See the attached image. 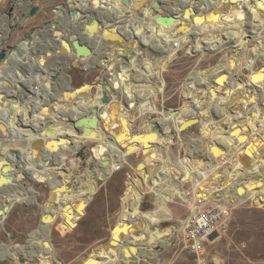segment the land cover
Listing matches in <instances>:
<instances>
[{
	"label": "bare ground",
	"instance_id": "obj_1",
	"mask_svg": "<svg viewBox=\"0 0 264 264\" xmlns=\"http://www.w3.org/2000/svg\"><path fill=\"white\" fill-rule=\"evenodd\" d=\"M160 1L164 4L162 8L157 9L153 0H129L128 3H125L124 0H73L72 5L84 10L90 20L97 19L101 22L97 26V31L100 32L99 35H92L89 42L103 41L104 46H106L105 52L96 64L104 68V71L110 76V78L105 79L104 85L110 84L114 89V93L110 94V101L104 105L101 98L104 96L105 86L100 87V85L93 84L74 89L71 87V78L67 76L62 67H59L60 76L66 78L67 86L61 93V97L58 96L57 104L55 103L56 124L54 126L46 127L50 120L46 121L45 119L50 117L55 109L53 105L44 104V97L37 95L38 90L33 95L31 94V97H27V108H29L27 110L30 113L28 112L25 127L20 124L19 108L18 106H15V108L10 107L11 101L6 90L11 89L12 85L9 79L4 80L1 77L5 75V69L9 66L11 68V65L14 64L9 56L11 53H8V63L0 65V162L2 161L0 165L3 166L5 163L10 162L15 168L17 164L9 156L10 147L4 139L6 133L17 132L18 130L20 132L24 127L23 133L25 134L24 141L26 144L25 150L19 149L25 168L20 166L16 168L14 191L23 189L18 184L19 178L24 173L28 174L29 172V175H32L34 178L31 177L37 182L50 184L53 181L58 184L57 174L51 172V170H44V168L46 165H50L51 159L61 154V161L56 167L58 174H60L68 158L65 150L75 146H77V150H82L83 147L80 148L76 144L85 138L83 128H76L73 123L77 118L89 115L95 109L99 110L100 124L99 128L92 131L94 134L99 131L107 133L109 135L107 144L109 145H101L91 151L92 156L87 162H95L96 168L93 171L89 170L87 175L79 181H83L91 175L108 174L119 163L116 150L121 146V143H123V146L124 143L132 144L134 142L147 145L154 141L153 138L161 136L164 143L159 149L160 158H158V162L161 163L169 154L166 145L174 140L175 132L188 130L195 125H200L206 134L211 135L215 131H219L220 139L218 143L207 149V155L202 154L207 151L202 149L204 147L202 141L192 139L188 143L189 158L170 167L164 166L160 173L161 182L156 177L153 178L156 187L162 185L159 189L158 200L163 204L166 200H170L172 195H178L180 199H184L187 192L181 189V193L180 187L186 181L195 180L197 185L200 184L199 178H205L206 168H211L217 163L223 164L226 159L230 158L231 155L229 154L232 151L234 152V150L247 145L250 137H252L251 144L255 150L264 145V135L261 134L264 130V72L252 74L250 82L248 84L244 83L240 78V69H237L234 65L236 58H238L235 56L224 63L225 67L218 70L214 69L215 72L212 73L208 71L205 73V77L188 81L187 85H184L183 94L187 103L190 104L188 110L170 111V116L165 114V118L159 119L155 127L151 124L152 122H145L139 133H130L126 117L121 111L122 103L117 99L124 96L128 100V104L134 106L135 103H138L139 107L136 110L142 115L160 114L154 97L162 93L163 88L158 86L156 78L153 79L149 76V72L160 64L162 55H169L176 49L181 50L182 45L187 42L189 37L192 36L198 46L207 45L213 39L211 48L217 46L225 48L231 42L228 49H231L230 52H234L238 56L244 54L246 42L249 39H254L257 43V49L253 51L252 56L264 60V36L259 38V35L264 34V0ZM170 8L171 11H169ZM67 12L68 10H64L57 14V21L64 27L66 33L54 26L49 31L50 34L52 32L55 39L62 40L65 36H69L70 40L76 38L75 35L72 36L67 33L71 29L70 26H74V22ZM162 12L169 13L166 16ZM122 15L125 20H122V17L120 19ZM160 16L164 18L173 17V19L171 21L160 20ZM127 18L130 19L127 20ZM200 26L203 30L201 32L196 29ZM121 32L128 34L123 36L120 35ZM230 36H232V39H230ZM147 37L150 42L142 44L141 41H147ZM228 40L231 41L226 42ZM176 43H179L178 47L175 46ZM50 45H53L55 49L52 50L49 47L46 52L47 58L68 56V45L66 43L60 44L49 41L47 46ZM153 48L156 51L159 50L160 54L157 57L152 55L151 50ZM124 51H130V57L135 60L134 63H122L119 54L125 56ZM38 53L35 52L34 55L25 54V56L33 58L26 68L27 71L31 70L30 66L33 64V76L37 75L36 78L42 81L40 82L41 86L45 88L47 93L51 94L57 81L53 82L50 77L46 76L50 71L47 70L43 62L45 58L38 55ZM17 54L19 56V53ZM71 56L73 55L71 54ZM17 58V65L19 66L22 63L24 66L23 57L22 60L20 57ZM58 59L56 58V60ZM58 61H62L61 64L63 62L67 63L65 68H69L68 61L60 59ZM121 63L123 67L121 66V70L119 68L116 71ZM19 68L20 71H24V67L20 66ZM26 72H23V78H25ZM23 87L27 89V92L31 91L32 85L26 78ZM248 88H251L252 92ZM147 92L153 93V97L146 96ZM58 97L56 95V98ZM129 109L132 110L133 108L130 107ZM207 110L210 112L208 113L209 117L208 115L203 117ZM46 128H50V133L47 136H42L40 133ZM60 130L63 133L60 134ZM134 135L137 136L136 139H133ZM166 136L168 137L166 138ZM73 150L75 151V149ZM45 153L49 157L45 158ZM43 157L47 161L46 164L42 162ZM202 157L206 161L201 159ZM239 161L237 160L235 164L231 165H236ZM153 163L146 169L145 180L147 181H152L155 168V163ZM250 164V156L248 154L244 155L241 163L232 170H228L210 186L201 189V196L205 200H214L213 192L222 190L224 199L231 202L245 201L250 198L258 202L264 197V164H256L253 167H250ZM138 168L141 169L142 164ZM155 181L157 184H155ZM58 186L59 192L62 191L61 187H63L64 196L72 193L68 192L63 184ZM31 190L33 189L31 188ZM9 191V189L6 191L0 190V209L6 212L0 217V227L3 226L8 208L14 203L26 200L24 194L12 195L11 192L8 193ZM35 192H33L32 203L37 201L35 197L37 193ZM211 193L212 196L208 199ZM47 212H50L51 215L45 217L38 238L28 245H15L13 248L16 249L17 254L13 253L10 246H4L3 252L6 257L16 259L21 264H32L33 261H37L36 264L50 263L55 257L52 243L46 244L45 242L50 236L51 219L55 210L50 206ZM165 219H167V215L160 206L153 211L143 213L139 208V201H131L123 213V221L118 222L113 228L115 233L111 240H114V244L111 245L109 241L108 244L100 247V251H104V253L96 260L95 264H132L136 261L135 258L140 259V257H143L149 260L157 258L160 252L157 248L162 245L166 247L169 243L168 240L178 231L175 227L169 231H161L159 224ZM146 226H151V230H153L151 238H147L144 233ZM183 226L182 223V228ZM163 234L166 235L165 238H162ZM135 245L139 247L135 248ZM144 250L146 251L144 252Z\"/></svg>",
	"mask_w": 264,
	"mask_h": 264
},
{
	"label": "rangeland",
	"instance_id": "obj_2",
	"mask_svg": "<svg viewBox=\"0 0 264 264\" xmlns=\"http://www.w3.org/2000/svg\"><path fill=\"white\" fill-rule=\"evenodd\" d=\"M13 2L14 0H0V19L11 8ZM61 4H66V0H38L39 12L24 24H20L19 29L12 33L4 45V50L11 53L15 61L11 65V68L5 69V75L0 76L4 80L9 79L12 88H9L8 94L13 96V101H16L21 93L24 96L25 92L24 88L21 87V78L23 72L27 71L26 66L29 62L26 60L28 56H25L28 51L25 50V45L23 46L22 44L28 39L33 41V45L29 49L34 50V54L35 52H39L38 55L45 58L43 62L47 70H57L56 72L52 71L54 75L58 74L57 84L55 83L57 85L54 90L55 92H60L61 94L67 86L66 78L60 76L59 67H62L64 72L71 78V87L74 89L83 87L85 83L91 85L96 84L102 87L105 79L110 78L108 73L104 71V68L96 64L100 56L105 52L106 46H104L103 41H95L92 43L96 51L95 57L69 62V68H65L67 63L65 64L63 62V64L59 65L62 61H58L59 59L51 61L46 56L47 51L43 53V46L48 43L50 29H45L46 32L44 34H36V37L31 39V32L43 29L47 22L56 19L57 13L55 12V8ZM171 10L170 8L169 11ZM25 12L28 13V10ZM162 14L167 16L164 12ZM173 16L175 15L173 14ZM18 17H21V13L18 14ZM121 17L122 20H125L123 15L120 16V19ZM8 24L13 25L15 22L9 21ZM134 25L136 24L134 23ZM196 29L201 32L202 26L196 27ZM127 34L125 32L120 33L123 36ZM263 36L264 34L259 35V38H263ZM230 37L232 39V36ZM230 41L228 40L226 42ZM147 42H150V39L148 41V37L147 41H141L142 44H147ZM20 43V50H16ZM212 43L213 39L207 45L198 46L191 36L182 45L181 50L176 49L169 55H162L160 64L149 72V76L153 79L156 78L158 86L163 88V92L154 97L157 109L163 115L158 113L142 115L136 110L139 107L138 103H135L134 106L133 104L130 105L124 96L117 99L122 103L121 111L126 117L131 134L139 133L141 126L145 122H152L151 124L155 127L157 124L156 120L159 119V116H165V114L170 116V111L188 110L190 104L187 103L183 94L184 85H187L188 81H195L196 79L205 77V73L208 71L212 73L215 72L214 69L218 70L219 68L225 67L224 63H227L231 57H238L234 65H236L237 69H240V78L246 84L250 82L252 74L261 71L264 72V60L262 58L256 59L252 56L253 51L257 49V43L254 39H249L246 42L242 56L230 52L231 49L229 50L228 46L231 45V42L225 48L220 46L211 48ZM151 51L152 55H156V57L160 54L158 49L156 51L153 48ZM16 53H19V56ZM16 56L23 57L25 61H23L24 66L22 63L19 66L17 65L18 58ZM119 57L122 63L124 62L125 64H132L135 61L132 57L127 59L120 54ZM57 62L59 63L57 64ZM122 63L116 68V71L121 66L123 67ZM20 66L22 68L24 67L23 72L20 71ZM30 67L31 70H28V73L26 72L27 75L24 73L25 78L32 76L33 67L32 65ZM36 72L39 73L37 70ZM46 76L49 77L48 75ZM31 84L32 82L30 81ZM248 89L252 92L251 88ZM152 95L154 94L151 92H147L146 94L148 97ZM22 98H25V96ZM18 105L19 110H21L19 114L21 119L20 124L25 126V116H28L30 112L26 114L22 112L24 102L22 104L20 101ZM130 107L133 109L130 110ZM208 113H210L208 110L205 111L203 117H207V115L209 117ZM61 133L63 131L60 130ZM261 134L264 135V130H262ZM4 136L5 142L12 144V148L9 150V156L15 163L19 164H16V168L19 166L24 167L21 150L26 149L25 141H22L21 136L18 137V132L15 131L6 133ZM108 137L109 135L107 133L99 131L94 136L85 137L81 142H77L76 145L80 148L83 147L82 150H77V146L71 147L70 149L67 148L65 151L67 152L68 158L60 174H58L56 167L61 161V154L53 158L55 161H51L49 166L46 165L44 170H51V172L57 174L58 184L53 181L50 184L46 182L32 184L28 178L21 175L18 184L23 189L13 191L12 195L24 194L26 200L10 206L12 208L4 219V225L0 227V264H21L16 259L6 257L3 252V247L10 246L13 253L17 254L16 249L13 248L15 245H28L33 243L38 238V234L42 228L40 227V222L44 215V210L47 212L50 206L55 210L50 225V237L55 257H53L49 264H95L96 260L104 253V251H100V247L109 243L115 233L113 228L118 222L123 221V213L133 200L139 201V208L143 213L153 211L156 207L160 206L167 215V219L161 221L159 224L160 230L165 232L175 227L178 231L168 240L169 243L166 247L162 245L160 248H157V250H160L157 258L151 260L144 259L143 257H140V259L135 258L136 261L132 264H264V197L258 202H255L253 198L245 201H228L232 208L229 231L227 235L218 241L207 245L206 254L202 258L204 263L200 261L197 255L191 252L183 237L182 221L187 216L189 210L182 205L180 197L178 195H172L171 199L166 200L164 204L158 200L159 189L162 185L161 187H156L153 178L156 177L161 182L162 177L160 173L164 166L170 167L180 163V161L182 163L184 159L189 158L188 143L192 139H200L204 146L202 149H210L220 139L218 130L210 135L208 133L206 134L200 125H195L188 130L175 132L174 140H171L172 142L166 145L169 154L161 163L158 162V158H160L159 149L164 144L161 136L153 138L154 141L147 145H141L137 142L132 144L124 143V146H122L124 149H120L121 146H119L116 150L119 156V163L108 174L101 176L91 175L87 176L83 181H79V179H83L87 175L89 170H95L96 163H88L87 160L92 156L91 151L93 149L101 145H109L107 144ZM251 143L252 137H250L247 145L229 154L231 155L229 156L230 158L233 157L240 160L236 165L241 163L246 154L250 156V167L256 164H264V145L255 150ZM207 152L208 150L202 154L207 155ZM201 159L205 160L204 157ZM42 162H44V157L42 158ZM153 162L155 163V168L152 181H147L145 180L146 169ZM140 164H142L141 169L138 168ZM236 165L231 167L230 164L221 165V163H217L211 168H206L205 178H199L200 184L197 185L195 180H188L180 187V191L182 193V190L184 191L185 188L189 189L193 186L199 187L197 192L198 197L203 198L201 196V189L219 180L223 174L228 170H232ZM60 184H63L66 190L72 193L64 196L63 187H61L62 191L59 192L58 185ZM155 184H157L156 181ZM25 186L33 187L32 189L36 191V203L31 202L34 197V191L28 190ZM185 191L187 192V190ZM221 191L215 190L213 192L215 199L219 197L224 198L223 191ZM211 196L212 193L208 199ZM76 224L78 225L76 226ZM151 229V226H146L144 229L147 238L153 236V230ZM165 236L163 234L162 238H165ZM138 247V245H135V248ZM137 251L141 252L139 249ZM36 263L37 261L32 262V264Z\"/></svg>",
	"mask_w": 264,
	"mask_h": 264
},
{
	"label": "water",
	"instance_id": "obj_3",
	"mask_svg": "<svg viewBox=\"0 0 264 264\" xmlns=\"http://www.w3.org/2000/svg\"><path fill=\"white\" fill-rule=\"evenodd\" d=\"M38 0H14L12 3L11 8L6 12V14L0 19V65L3 63L6 64L8 63V52L4 50V45L5 43L9 40L10 36L12 35L13 32H16V30L19 29L20 24H24L28 19L34 17L40 10L39 6L37 5ZM129 0H124L125 3H128ZM155 1V6L157 9L162 8L163 2L160 0H153ZM73 0H66V4H61L55 8V12L58 14L61 11L68 10L67 13H69L70 19L74 22V26L71 27L70 30L67 31L68 34L72 36H76L74 40H70L69 36H65L62 40L60 39H55L54 35L48 33V42L53 41V43L57 42L60 44L66 43L68 45V51L67 54L68 56L64 55L61 57H51V61H56V58H59L60 60H66L68 62H74L79 59H89L92 57L96 56V51L95 48L93 47L91 42H89V38L92 35H99L100 32L97 31V26L101 24V22L97 19H91L88 17V15L85 13L84 10L80 9L79 7H75L72 5ZM28 10V13L25 11ZM21 13V17H18V14ZM160 20H168L171 21L173 17L170 18H164V17H159ZM9 21H14L15 24L11 25L8 24ZM55 27L57 29H60L63 33H66L64 27L57 21V16L54 21H49L44 25V28L41 30L33 31L30 33L31 39L35 38L36 34H44L46 31L45 29H52V27ZM51 31V30H50ZM102 33V32H101ZM29 42L30 47L32 45V40L28 39L26 40ZM24 42V41H23ZM44 53L49 49V47L54 50L55 47L53 45L47 46L44 44ZM16 50H20L19 45ZM71 54L73 56H71ZM130 51H124V55L127 59H130ZM58 64V62H57ZM61 65V63H59ZM48 76L51 78L53 82H56L58 80L57 75H54L52 71H57V70H49ZM68 76V75H67ZM88 85L90 86L91 84L85 83L83 86ZM105 92L104 96L101 98V102L105 105L108 104L110 101V94L114 93V89L110 84H105ZM70 91V90H69ZM19 106V105H17ZM74 127L76 128H83V135L92 137L94 136V132L92 130H96L99 128L100 124V116H99V110L95 109L92 111L89 115H85L83 117H79L74 121ZM157 129V128H154ZM50 133V128H46L41 131L42 136H47ZM136 135L133 136V139H136ZM123 143H121L120 149H124ZM81 155V154H78ZM45 158L49 157L47 153H45ZM2 161L0 162V164ZM1 166V165H0ZM0 169V190L6 191L9 189L11 191V194H13V191L15 189V186L13 185L16 183V173L17 169L16 167L13 168L12 163L7 162ZM24 176L28 178V180L32 184H38L41 182H37L35 179H33L29 174L24 173ZM4 183V184H3ZM28 190L31 191V188L33 187H28ZM29 206V205H26ZM12 207L8 208V213L10 212V209ZM5 210L0 209V217L5 214ZM48 213V214H47ZM51 215L50 212H45L44 210V215L42 216V220L40 222V227L44 225V220L45 217ZM4 225V223H3ZM78 224H76L77 226ZM158 230V228H157ZM1 238V235H0ZM213 239V238H212ZM46 244L51 243V237L46 240ZM110 244H114V240H110Z\"/></svg>",
	"mask_w": 264,
	"mask_h": 264
},
{
	"label": "built area",
	"instance_id": "obj_4",
	"mask_svg": "<svg viewBox=\"0 0 264 264\" xmlns=\"http://www.w3.org/2000/svg\"><path fill=\"white\" fill-rule=\"evenodd\" d=\"M179 43L175 46L178 47ZM235 158L226 159L221 165L235 164ZM184 199H180L182 205L189 210L183 220V237L191 252L198 256L202 263L206 254L207 245L216 242L227 235L232 217V208L229 200L219 197L217 199L205 200L198 197L199 187L186 189ZM184 190V191H185ZM231 202V201H230ZM213 238V239H212Z\"/></svg>",
	"mask_w": 264,
	"mask_h": 264
},
{
	"label": "crops",
	"instance_id": "obj_5",
	"mask_svg": "<svg viewBox=\"0 0 264 264\" xmlns=\"http://www.w3.org/2000/svg\"><path fill=\"white\" fill-rule=\"evenodd\" d=\"M100 19H102V18H100ZM103 21V20H102ZM70 27H73V26H70ZM99 40V39H98ZM30 43L29 42H25V48H26V50L28 51L27 52V54L29 55V54H33L34 52L31 50V49H29V48H31L30 47V45H29ZM21 45V43L19 44V46ZM23 45V44H22ZM23 45V46H24ZM32 45H33V41H32ZM31 45V46H32ZM22 46V47H23ZM105 50H106V47H105ZM30 52V53H29ZM10 54V53H9ZM8 54V55H9ZM10 56V58H11V60L13 61V63H14V58L12 57V54L11 55H9ZM29 57V56H28ZM9 58V59H10ZM21 59V58H20ZM33 58H29V59H27V61L30 63L31 62V60H32ZM51 59V58H50ZM49 59V60H50ZM33 63V62H32ZM33 65V64H32ZM10 67V66H9ZM9 67H7V68H9ZM27 70V69H26ZM37 74V73H36ZM36 76L37 75H35V76H33V72H32V76H30L29 78H26L27 80L29 79V81H31L32 82V87H31V91H28L27 92V89L25 88V87H23V82H24V80H25V78H23L22 77V79H21V87L22 88H24V96H25V98H22V97H24V96H22V94L23 93H21L20 95H19V98L16 100V101H13V99H12V95H9L8 94V97L10 98V107H13V108H15V105H18L19 103H20V101L22 102V104H23V102H24V105H22L23 107H22V112L23 113H26V112H29L27 109H29V108H27V97H31V94L33 95L34 93H35V91H39L38 92V96H40V95H42L43 97H44V104H47V105H53V107H54V111H53V113H52V115L50 116V117H48V118H46L45 120L46 121H49L48 123H47V125H46V127H48V126H54L56 123V121H55V114H56V102H58V100H59V95H61L60 94V92L58 93V92H55L54 90H55V87L57 86V85H54V87H53V91H52V93L50 94V93H47V91H45V88H43V86H41V83L40 82H42L41 81V79H39V78H36ZM3 86H4V82H3ZM104 86V85H103ZM102 86V87H103ZM6 89V88H5ZM7 90V92H8V90L9 89H6ZM56 95H57V97L58 98H56ZM53 98V99H52ZM35 100H36V98H35ZM56 103V104H55ZM37 105V104H36ZM39 106V105H38ZM40 107V106H39ZM31 110V109H30ZM20 112H21V110H19ZM19 112V113H20ZM55 113V114H54ZM160 115H163V114H160ZM28 117L27 116H25V122L24 123H26L27 122V119ZM162 118H165L164 116H159V119H162ZM151 119V118H150ZM159 119H157L156 121H158ZM23 120H24V118H23ZM54 120V121H53ZM20 121H21V119H20ZM155 121V122H156ZM31 122H33V120H31ZM154 122V123H155ZM49 124V125H48ZM21 126V125H20ZM45 126V125H44ZM25 127V126H24ZM24 127L22 128V130H20V132H19V130L17 131L18 133H21V134H18V137H20L21 136V140L22 141H24V139H25V134L23 133V130H25L24 129ZM42 128H45V127H42ZM5 137V136H4ZM8 145H9V147H10V150H11V148H12V144H10V143H7ZM51 159V158H50ZM51 161H55L54 159H51L50 160V163H51ZM44 162H45V164H46V159H44ZM149 165H151V164H149ZM148 165V166H149Z\"/></svg>",
	"mask_w": 264,
	"mask_h": 264
}]
</instances>
